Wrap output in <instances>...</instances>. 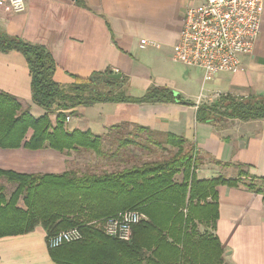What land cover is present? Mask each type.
<instances>
[{"label":"crops","instance_id":"1","mask_svg":"<svg viewBox=\"0 0 264 264\" xmlns=\"http://www.w3.org/2000/svg\"><path fill=\"white\" fill-rule=\"evenodd\" d=\"M198 2L26 0L22 13H0V31L47 49L56 65L53 78L62 87L73 84L74 77L87 79L94 75L91 79L94 82L99 78L98 73H120L121 85L128 95L139 96L151 85L163 86L188 102H105L78 106L75 114L65 120V128L90 130L101 138L99 150L0 148V169L27 174L73 171L80 175L86 173L88 161L91 173L117 171L141 163L148 147L140 140L145 142L170 133L183 137L186 149L193 148L198 179L236 177L238 165L251 175L263 177L264 118L242 121L221 117L217 121L199 122L195 113L197 105L214 101L205 98L215 92L264 96V3L258 37L251 53L239 56L240 69L203 79L198 67L181 63L185 68L177 70L169 66L184 13ZM142 39L155 41L160 47L142 45ZM196 71L201 73L199 77ZM194 79L207 83L203 100L190 91ZM0 91L14 96L34 117L45 112L31 99L27 64L19 52H0ZM50 118L54 123L55 116ZM75 118L77 121L67 126ZM121 123L132 129L144 127L156 135H106L109 127ZM30 134L31 130L26 139ZM124 139L134 142L125 145L116 142ZM174 179L180 182L182 175L177 174ZM216 190L218 219L211 232L223 249L222 264H264L262 195L247 190L242 181L235 187L219 185ZM0 264L57 263L49 255L44 229L36 226L31 232L0 238Z\"/></svg>","mask_w":264,"mask_h":264},{"label":"trees","instance_id":"2","mask_svg":"<svg viewBox=\"0 0 264 264\" xmlns=\"http://www.w3.org/2000/svg\"><path fill=\"white\" fill-rule=\"evenodd\" d=\"M9 51L23 55L30 76L31 99L45 112L34 117L14 96L0 91L2 149L23 146L30 150L49 147L59 152L77 148L97 151L99 136L90 130L65 128L66 116L74 115L78 106L105 102L188 103L163 86L151 85L139 96L128 95L121 78L107 79L108 72L98 73L94 82V75L87 79L74 77L73 84L62 87L53 78L56 65L43 45L0 31V52ZM98 84L102 89L95 87ZM221 117L262 119L264 96L226 93L210 104L196 106L195 118L199 122ZM127 127V123L113 125L106 135L118 130L130 135ZM133 129L156 135L141 126ZM29 130L31 134L26 139ZM116 142L125 145L134 141ZM153 142L161 145L160 141ZM164 143L176 148L171 158L112 172L27 174L0 169V177L14 184L9 196L0 187V238L25 234L41 226L47 240L61 230L78 228L81 240L48 248L57 264H222L223 249L211 232L218 219L216 187H235L242 181L247 190L261 194L264 200V176L251 175L238 165L236 177L198 179L193 148H185L186 140L166 133ZM177 174L182 175L180 182L174 179ZM125 210L138 211L144 217L133 226L130 240L105 235L100 228L104 219ZM199 225L204 227L203 232H199Z\"/></svg>","mask_w":264,"mask_h":264},{"label":"built area","instance_id":"3","mask_svg":"<svg viewBox=\"0 0 264 264\" xmlns=\"http://www.w3.org/2000/svg\"><path fill=\"white\" fill-rule=\"evenodd\" d=\"M190 5L183 18L171 59L198 67L207 79L220 72L235 73L240 69L239 56L253 50L260 31L264 0H198ZM26 0H0V13L19 14L25 11ZM142 45L159 48L160 44L142 39ZM221 93L215 92L209 100ZM213 98V99H211ZM201 99V98H198ZM69 116H66V121ZM144 217L138 211L125 210L104 219L100 228L105 235L128 241L132 228ZM78 228L61 230L47 238L48 248L82 239Z\"/></svg>","mask_w":264,"mask_h":264},{"label":"rangeland","instance_id":"4","mask_svg":"<svg viewBox=\"0 0 264 264\" xmlns=\"http://www.w3.org/2000/svg\"><path fill=\"white\" fill-rule=\"evenodd\" d=\"M169 66H172L175 69H179V67H183L185 68V66H183L181 63L179 62H174V61H169ZM199 71V70H198ZM198 71H196V76L199 77V74L201 75V73H199ZM207 83L206 82H202L200 83V81L196 82V79H194V81H192V83L190 84L189 88L191 92H195V94H198V98H201L202 95L206 94V88H207ZM95 87L97 89H102V85L98 84L95 85ZM210 95L209 97L205 98L206 101H209ZM202 100L204 99L203 97L201 98ZM213 99V98H211ZM70 116V115H69ZM77 121V119H72L71 122L67 123V126H71L73 123H75ZM127 131H131L130 135H148V133L146 134L145 132H139L136 131L134 129H132L131 127L127 128ZM126 131V130H125ZM125 131H113L112 135H126ZM152 139H146L145 142H142L143 140H140L141 143H146L148 150L147 153L145 155V157L143 159H140V162L142 163V161L145 162H150V161H161V160H166L171 158L175 152H176V148L172 147L170 145H166L164 143V136H154L151 137ZM153 140L155 141H160V146L156 145ZM199 159H197L198 161ZM86 171L85 172H92V169L90 168L89 162L87 161V166H86ZM228 174V173H226ZM0 186L3 188V192L6 196H9L10 192L13 190L14 185L11 183H8L7 180L5 178H0ZM19 206H22L21 201H19ZM199 232H203L204 227H202L201 225L198 226Z\"/></svg>","mask_w":264,"mask_h":264},{"label":"water","instance_id":"5","mask_svg":"<svg viewBox=\"0 0 264 264\" xmlns=\"http://www.w3.org/2000/svg\"><path fill=\"white\" fill-rule=\"evenodd\" d=\"M121 78V74L120 73H112V74H109L107 75V79H110V80H118ZM173 94L175 96H178L179 94L175 91H173Z\"/></svg>","mask_w":264,"mask_h":264},{"label":"bare ground","instance_id":"6","mask_svg":"<svg viewBox=\"0 0 264 264\" xmlns=\"http://www.w3.org/2000/svg\"><path fill=\"white\" fill-rule=\"evenodd\" d=\"M47 241V240H46Z\"/></svg>","mask_w":264,"mask_h":264}]
</instances>
